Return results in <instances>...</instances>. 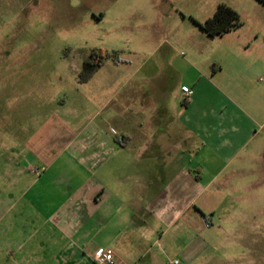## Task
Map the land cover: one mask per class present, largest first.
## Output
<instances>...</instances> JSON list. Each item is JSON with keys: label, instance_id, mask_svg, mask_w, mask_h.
<instances>
[{"label": "crops", "instance_id": "0c3cea01", "mask_svg": "<svg viewBox=\"0 0 264 264\" xmlns=\"http://www.w3.org/2000/svg\"><path fill=\"white\" fill-rule=\"evenodd\" d=\"M229 6L247 30L210 38L197 26L205 13L182 36L164 13L137 17L130 29L158 36L160 51L136 77L140 107L122 114L119 142L110 134L94 140L51 177L30 172L24 180L29 165L13 172V188L22 176L23 190L39 193L21 203L11 189L1 199L0 264H96L106 248L115 264H163L174 246L185 254L191 227L203 212L214 216L222 190L264 185L256 182L264 179V4ZM47 189L52 200L43 199Z\"/></svg>", "mask_w": 264, "mask_h": 264}, {"label": "rangeland", "instance_id": "374dc122", "mask_svg": "<svg viewBox=\"0 0 264 264\" xmlns=\"http://www.w3.org/2000/svg\"><path fill=\"white\" fill-rule=\"evenodd\" d=\"M237 1L0 0V201L13 196L11 189L21 203L39 193L33 189L29 196L22 176L13 188V172H24L25 165L24 180L45 171L49 178L66 157L89 153L94 140L120 137L122 114L140 107L135 93L136 77L145 72L142 62L150 64L160 54L158 36L130 29L137 17L150 22L164 13L174 33L188 36L196 28L193 17H210L219 4ZM242 21L240 28L247 30L248 20ZM91 50L115 52L117 60H105L81 82V65ZM125 116L128 122L136 117ZM49 190L43 199L54 198ZM213 205L214 216L203 212L191 227L185 254L174 246L163 264H264V185L232 194L222 190Z\"/></svg>", "mask_w": 264, "mask_h": 264}, {"label": "trees", "instance_id": "16d2710c", "mask_svg": "<svg viewBox=\"0 0 264 264\" xmlns=\"http://www.w3.org/2000/svg\"><path fill=\"white\" fill-rule=\"evenodd\" d=\"M255 1L264 4V0ZM241 25L242 23L237 12L224 4H219L209 18L201 23H197L200 30L210 38L221 36ZM107 59H114L116 61L117 53L108 54L100 50H91L81 65L79 74L81 82H86ZM117 141L119 142L120 138H117Z\"/></svg>", "mask_w": 264, "mask_h": 264}, {"label": "built area", "instance_id": "2783aa9c", "mask_svg": "<svg viewBox=\"0 0 264 264\" xmlns=\"http://www.w3.org/2000/svg\"><path fill=\"white\" fill-rule=\"evenodd\" d=\"M181 92L186 98L191 95V91L185 86L181 87ZM94 262L96 264H115L113 252L108 248L97 250L94 254ZM169 264H179V262L174 260L169 262Z\"/></svg>", "mask_w": 264, "mask_h": 264}]
</instances>
